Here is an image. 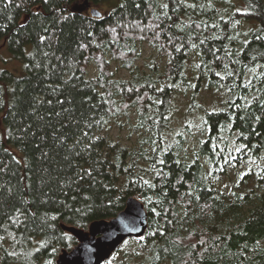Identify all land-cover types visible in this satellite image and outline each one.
Returning <instances> with one entry per match:
<instances>
[{
	"label": "trees",
	"instance_id": "1",
	"mask_svg": "<svg viewBox=\"0 0 264 264\" xmlns=\"http://www.w3.org/2000/svg\"><path fill=\"white\" fill-rule=\"evenodd\" d=\"M109 1L0 0V46L22 66H0V264H56L76 244L61 225L129 197L146 232L103 264H264V0ZM141 44L163 65L138 67ZM122 113L133 145L108 132Z\"/></svg>",
	"mask_w": 264,
	"mask_h": 264
},
{
	"label": "water",
	"instance_id": "2",
	"mask_svg": "<svg viewBox=\"0 0 264 264\" xmlns=\"http://www.w3.org/2000/svg\"><path fill=\"white\" fill-rule=\"evenodd\" d=\"M89 7L87 1L73 9L83 11ZM91 17L100 18L102 13L90 8ZM147 212L136 197H129L124 208L114 217L92 221L86 230L61 225L70 233L76 244L69 250L63 249L57 256L56 264H103L127 238H138L147 229Z\"/></svg>",
	"mask_w": 264,
	"mask_h": 264
},
{
	"label": "rangeland",
	"instance_id": "3",
	"mask_svg": "<svg viewBox=\"0 0 264 264\" xmlns=\"http://www.w3.org/2000/svg\"><path fill=\"white\" fill-rule=\"evenodd\" d=\"M112 1V0H111ZM109 1V2H111ZM91 7L98 9L101 13H105L108 8L102 5H92ZM138 51L140 55L135 61V64L144 69L149 70V67L153 64L163 65L164 60H160L155 57V51L152 50L147 44H141L138 47ZM14 58H10V56L5 53L4 48L0 46V66L1 68H5L9 71H12L16 74H20L22 72V66ZM119 60H124L118 58ZM122 62V61H121ZM120 61H111L110 62V71L113 73L116 79H127L129 77V72L126 68H123V65ZM96 68L94 66H90L88 68V77H95ZM17 76V75H16ZM206 93H204L205 95ZM212 99V96L206 95L204 97V102L209 103ZM187 98L182 96L181 94L177 95V99L175 102V115L178 121L184 124L186 118V107H187ZM203 101V99L201 100ZM134 125V115L132 113L129 114H119L113 117L109 124L107 125L108 132L114 138V140L125 144V145H133L136 139V134L133 131Z\"/></svg>",
	"mask_w": 264,
	"mask_h": 264
},
{
	"label": "snow or ice",
	"instance_id": "4",
	"mask_svg": "<svg viewBox=\"0 0 264 264\" xmlns=\"http://www.w3.org/2000/svg\"><path fill=\"white\" fill-rule=\"evenodd\" d=\"M165 7H166V5H165Z\"/></svg>",
	"mask_w": 264,
	"mask_h": 264
},
{
	"label": "flooded vegetation",
	"instance_id": "5",
	"mask_svg": "<svg viewBox=\"0 0 264 264\" xmlns=\"http://www.w3.org/2000/svg\"><path fill=\"white\" fill-rule=\"evenodd\" d=\"M87 11V10H86Z\"/></svg>",
	"mask_w": 264,
	"mask_h": 264
}]
</instances>
